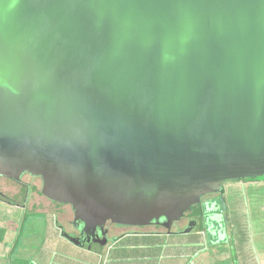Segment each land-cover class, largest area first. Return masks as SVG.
<instances>
[{
	"label": "water",
	"instance_id": "obj_1",
	"mask_svg": "<svg viewBox=\"0 0 264 264\" xmlns=\"http://www.w3.org/2000/svg\"><path fill=\"white\" fill-rule=\"evenodd\" d=\"M24 174L94 254L263 177L264 0H0V177Z\"/></svg>",
	"mask_w": 264,
	"mask_h": 264
},
{
	"label": "crops",
	"instance_id": "obj_2",
	"mask_svg": "<svg viewBox=\"0 0 264 264\" xmlns=\"http://www.w3.org/2000/svg\"><path fill=\"white\" fill-rule=\"evenodd\" d=\"M37 196L43 197L39 192H37ZM44 199L46 198L44 197ZM29 200L30 195L25 200L21 199L17 206L0 201L9 208L8 211L2 212L5 220L2 221L3 225H0V264H15L11 262L12 260L7 261V255H2L1 252L13 248L9 254L14 260L15 247L16 249L20 247L25 251L30 249L31 245L28 241H32L31 233L36 235L43 231L44 238L40 240L41 249L37 251L41 264H79L80 262L89 264H264V245L261 246V250V248L256 249L255 244L249 246L245 243L239 249L233 241L232 233H230L231 236L228 233V237L230 236L228 244L225 240L219 241L216 239L217 234H223V231H220L218 226L206 227L212 233H208L205 228L199 233L190 232L184 234L185 236H181L183 234H168L154 229L126 233H120L117 230L115 234L118 235L113 240L117 242L112 243L113 245L110 242L100 254H94L75 246L62 236L63 226L66 221L72 220L73 216L71 219L66 218L65 214L69 215L68 212L58 210L53 204L51 206L54 211L47 212L49 205L42 204L38 210L32 212L36 206H29ZM10 209L24 211L25 214L19 216L16 221L15 214ZM211 214L207 215L211 221L225 218L224 213H216L217 215L213 214L214 216ZM226 216L229 221L234 219L231 213ZM236 217L238 218V216ZM259 218L262 219L261 214ZM41 221H44L45 227L40 225ZM16 222L21 225L16 226ZM257 235L264 237V230H258ZM52 237H55L53 246L48 243ZM58 244L59 246L63 245L65 249H59ZM223 249L224 251L228 249L230 259L227 260L223 254H220L219 250ZM261 252L263 255L259 254ZM48 253H53L54 258L52 259ZM227 254L229 255V253Z\"/></svg>",
	"mask_w": 264,
	"mask_h": 264
},
{
	"label": "rangeland",
	"instance_id": "obj_3",
	"mask_svg": "<svg viewBox=\"0 0 264 264\" xmlns=\"http://www.w3.org/2000/svg\"><path fill=\"white\" fill-rule=\"evenodd\" d=\"M21 183L36 188V192L30 191L29 206H36L37 207L36 209L38 210L40 205L47 204L49 205V208H47L46 211L47 212H51V210L54 211V208L51 206L52 203H50L47 199H44V197L37 196V192L41 190V183L39 178L37 179L36 177L31 178L29 176H24L22 178ZM21 187L22 185L17 182H11L3 177L0 178V194H3L9 198H13L18 201L20 196V200H21L23 198L20 191ZM30 189L32 188H29V190ZM223 189L225 190L224 197L226 200V207L228 214L231 213V215L234 216V219L229 221L227 216V219L223 218L222 220L213 221L214 224H217V226L220 228V231H223V234H217L218 236L216 237V239H218L219 241L225 240L226 243L228 244L231 236L230 233H232L233 241L235 242V244L239 249L242 248L243 245H245V243H247L249 246L255 244L256 249L261 248V246L264 245V237L258 236L257 232L258 230H264V181H260V182L230 181L224 183ZM216 204L219 206L220 201L214 199V203L211 206L209 201V203H207V206L204 208V211L206 213L208 212L215 215H217L216 213L220 214L221 213L220 208L214 210ZM208 206H210V208H208ZM5 210L8 211L9 208L0 202V225H3L2 221L5 220L2 213ZM10 210L12 213L15 214L16 221L17 219H19V216H23L25 214L24 211H20L17 209H10ZM62 210L68 212L67 214L69 215L65 214V217L71 219L72 214L70 213L69 208L62 207ZM256 212H260V213H256ZM260 214L262 216V219L259 218ZM236 216H238V218ZM207 221H208L207 227L209 228L210 226H212L211 218L207 217ZM221 221L223 224H221ZM20 225L21 223L16 222V226H20ZM40 225L45 227L44 221H41ZM149 228L152 229L153 227H148L144 229L149 230ZM221 228H224V230H222ZM207 231L208 233H212L209 229H207ZM43 232H40L39 234L36 235H32L31 233L32 241H28V243L31 245L30 249L25 251L23 249H20V247H18L17 249L15 247L14 260L12 259V257H10L9 254L11 253L13 248H9L5 252H1V254L7 255L6 260L7 261L12 260L11 262L15 264H27L29 262H31L32 264H41L40 261L38 260L37 251L41 249L40 240L44 238ZM238 232L239 234H237ZM228 233L230 235L229 237H228ZM181 236H185V235L183 234ZM57 238H59V235H57ZM54 240L55 237H52L51 239L48 240V243L53 246ZM59 249H65V247L61 245L59 246ZM219 251L221 252L220 254L224 255L225 259L228 260L231 258L228 249H225L226 252L224 251V249ZM227 253H229V255ZM259 254L263 255V252ZM48 255L52 259L54 258L53 253H48ZM257 255L258 253L256 251V256ZM79 264H89V263L80 262Z\"/></svg>",
	"mask_w": 264,
	"mask_h": 264
},
{
	"label": "trees",
	"instance_id": "obj_4",
	"mask_svg": "<svg viewBox=\"0 0 264 264\" xmlns=\"http://www.w3.org/2000/svg\"><path fill=\"white\" fill-rule=\"evenodd\" d=\"M260 181H264V176L263 177H260V178H257V179H254V180H251V179H249V180H240L239 182H260ZM30 188H32V189L29 190V188L26 187V186L24 188H22V190H21V194L23 196L22 199L25 200L28 197V195H30V191L36 192V188L35 187H30ZM39 194H40V191H39ZM210 195H208V196H210ZM224 195H225V190L222 188L221 192H219V194L217 196L216 195L215 196H212V198H210V197L203 198V197H205V196H203L202 197L203 199L201 198L203 201H201L200 203H198V204L194 205L193 207H191V210L186 214L187 215L186 217L187 218H190V221L192 222L191 231L190 232H192V233L193 232L194 233H196V232L199 233L200 231H202L203 229H205L207 227V225H208L207 222L208 221L206 220V218H207V215H209L211 213H208V212L206 213L204 211V208L207 206V203H209V201H210V206H211L214 203V199H217L218 201H220L219 206L216 204V207L214 208V210H217V208H220L221 213H224L225 219H227V216L226 215H228V211H227L226 200H225ZM19 200H20V196H19V199L17 201V200H15L13 198H9V197H7V196H5L3 194H0V201L6 202V203L11 204V205L12 204L13 205H16V206L19 205L18 204ZM49 202L52 203L58 209H60V211H62V207H61L62 204H57V203H54V202H51V201H49ZM210 206H208V208H210ZM35 210H36V207L34 209H32V212H35ZM211 215H213V214H211ZM212 218H214V217L212 216ZM177 222H173L172 224L177 223ZM66 223H67V221H66ZM172 224H171V227H170L169 231L166 230V229H162V227H159V226H154L152 229H154V230H161V231L166 232L168 234H169V232H170V234H174L176 231H177L176 234H185L186 235V234H189L190 233V232H187V233H178V230H173L172 229L173 228L172 227ZM221 224H223L222 221H221ZM211 225L212 226H217V224H214L213 221H211ZM113 226H114V229L120 227V225H113ZM114 229L113 230L111 229L109 231V236L110 237H115V236L118 235V234L117 235L115 234ZM221 229L224 230V228H221ZM138 230H142V229H132V230L130 229L127 232H130V231H138ZM61 233H62V230H61ZM65 239L68 240L67 238H65ZM112 240H114V238ZM116 242L117 241H111V244L112 243H116ZM27 264H32V263L29 262Z\"/></svg>",
	"mask_w": 264,
	"mask_h": 264
},
{
	"label": "flooded vegetation",
	"instance_id": "obj_5",
	"mask_svg": "<svg viewBox=\"0 0 264 264\" xmlns=\"http://www.w3.org/2000/svg\"><path fill=\"white\" fill-rule=\"evenodd\" d=\"M24 176H29V177H31V178H34V177H32V176H30L29 174H24L23 176H22V178L24 177ZM0 178H2V177H0ZM22 178H21V180L20 181H18L17 183H19V184H21L22 185V187H21V189H20V191L22 190V188H24L25 186L26 187H28V188H30L31 186L30 185H24V184H22L21 182H22ZM37 179L39 178V177H36ZM7 180H9V181H11V182H16V181H14V180H10V179H7ZM40 180V179H39ZM24 186V187H23ZM219 193H214V194H211L210 196H208V195H206L205 197H203V198H206V197H210V198H212V196H217ZM202 198V199H203ZM201 199V201H203ZM61 207H68L69 208V210H70V213L72 214V216H73V212H72V209H71V207L69 206V205H61ZM65 210V209H64ZM187 214V213H186ZM184 215V217H182L181 218V220H179L177 223H174V224H172V229L173 230H178V231H180V230H183V229H186V228H188V226L189 225H192V222L190 221V218H187L186 216L187 215ZM71 221L72 220H69V221H67V223L63 226L64 227V229L66 230V232L68 233V234H71V236H74L75 238H80V234H79V232H77L76 230H73V229H71V225H70V223H71ZM176 225V226H175ZM106 229H107V236H108V238L110 239V240H112L113 238L115 239L117 236H115V237H110L109 236V231L112 229H114V226L113 225H110V224H108L107 226H106ZM132 230V229H144V228H136V227H126V226H120V227H118V228H116V229H114V231L116 232L117 230H119V232L121 233V232H127V231H129V230ZM162 229H165V228H163L162 227ZM112 232V231H111ZM177 233V231L174 233V234H176ZM169 234H170V232H169Z\"/></svg>",
	"mask_w": 264,
	"mask_h": 264
},
{
	"label": "clouds",
	"instance_id": "obj_6",
	"mask_svg": "<svg viewBox=\"0 0 264 264\" xmlns=\"http://www.w3.org/2000/svg\"><path fill=\"white\" fill-rule=\"evenodd\" d=\"M44 197V196H43ZM47 199V198H46ZM48 200V199H47ZM50 201V200H49ZM148 228V227H147Z\"/></svg>",
	"mask_w": 264,
	"mask_h": 264
}]
</instances>
